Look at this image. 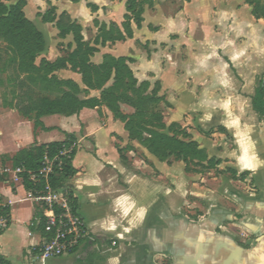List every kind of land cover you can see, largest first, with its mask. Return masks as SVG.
I'll return each mask as SVG.
<instances>
[{
  "label": "crops",
  "instance_id": "obj_1",
  "mask_svg": "<svg viewBox=\"0 0 264 264\" xmlns=\"http://www.w3.org/2000/svg\"><path fill=\"white\" fill-rule=\"evenodd\" d=\"M3 1L13 4L20 0ZM22 1L26 18L43 36L42 58L52 63L75 49L71 35L60 39L53 23L42 22L40 15L48 9L49 2L56 16L65 14L81 27L83 41L96 49L91 63L99 65L105 55L128 58V66L138 82H149L154 69L164 72L166 63L160 60L159 65L163 66L157 65V57L162 53L160 45L187 41L205 30H211L208 40L230 41L236 34L228 32V28L238 29L241 36L254 34L264 46V20L254 19L243 0H153L151 6L144 7L140 27L131 22L132 38L104 45L94 44L98 31L95 22L121 27L126 14L125 0ZM209 10L218 16L236 18L225 23L207 21L200 26V19H206ZM243 13H247L244 18ZM218 24L224 29L220 37L216 33ZM140 47L158 51L146 54ZM222 55L227 56V65L231 64L232 50L225 49ZM207 74L200 90L208 97L215 83L211 73ZM55 75L84 88L81 76L69 68ZM220 89L225 91L224 87ZM243 93L242 89L237 97L241 98ZM89 97L98 98L99 91H90ZM229 105L227 100L220 99L219 126L224 129L220 135L229 138V145L217 138L214 142L206 140L204 145L237 177L244 176L221 181L213 178L212 182H220L218 191H206L196 183L184 185L189 175L180 164L168 165L149 158L142 161L136 156L137 147L124 124L104 106L85 108L68 117H42L43 127L36 129L33 121L18 113L22 121H16L10 135L14 151L6 153L5 148L0 149V156L5 157L0 166L7 171L0 179V199L8 209V226L0 232V258L5 264H30L33 249L43 235L36 226H30L38 221L40 206L28 199L11 159L32 144L70 138L76 151L71 163L74 174L65 180L63 190L73 198L92 241H85L75 253L64 256L68 264H86L88 252L107 251L112 254L105 257L103 264H264V124L258 122L254 112L247 119L231 112ZM204 196L212 200L207 206L200 202ZM189 197L196 204L197 219L183 212Z\"/></svg>",
  "mask_w": 264,
  "mask_h": 264
},
{
  "label": "trees",
  "instance_id": "obj_2",
  "mask_svg": "<svg viewBox=\"0 0 264 264\" xmlns=\"http://www.w3.org/2000/svg\"><path fill=\"white\" fill-rule=\"evenodd\" d=\"M126 14L121 27L114 24L98 25L97 36L94 44L104 45L106 42L124 41L132 38L131 22L140 27L142 14L146 5L151 6L153 0H125ZM186 2L190 0H185ZM251 7L254 19L264 20V0H243ZM48 4V9L42 14L44 23H53L60 39L71 35L75 49L56 61L50 63L41 57L45 42L42 34L34 24L26 18L23 8L24 1L6 4L0 0V41L3 42L9 53V65L15 71L25 75L33 85L21 100L18 113L33 121L34 127H43L40 119L45 116L61 115L72 116L82 109H94L104 106L115 119L124 124L130 140L139 141L150 153L160 161H166L170 156L185 164L197 161H206L205 169L211 170L221 164L220 160L207 159L204 151L192 141H184L174 134L162 132L164 125L159 116L157 89H150L149 82H138L128 66L130 59L125 57L103 56L99 65L90 62V57L96 49L84 42L81 27L72 22L67 15L56 16L55 8ZM69 47H71L69 45ZM1 59V57H0ZM69 68L81 76V88L72 80H62L56 77L55 72ZM90 91H99V97H89ZM121 105L133 109L131 115L121 111ZM250 106L257 116L258 122L264 124V75L259 79L250 97ZM147 135L148 137H144ZM72 147L70 153L61 155L65 149ZM74 140L67 138L62 142H53L43 145L32 144L27 149H22L11 159L12 168H22L25 171H37L42 165L44 156L49 159L57 157L53 173L49 176V183L55 189H64L65 180L74 174L72 159L75 155ZM59 165V166H58ZM230 170V169H229ZM232 179L243 178L233 170L229 171ZM24 189L33 190V184L28 181L25 174L19 175ZM42 181L39 182V187ZM66 195L73 206L75 202L71 195ZM8 209L5 210V213ZM38 229L43 233V219L38 213ZM89 243L87 248H89ZM86 259H91L94 254L88 252Z\"/></svg>",
  "mask_w": 264,
  "mask_h": 264
},
{
  "label": "rangeland",
  "instance_id": "obj_3",
  "mask_svg": "<svg viewBox=\"0 0 264 264\" xmlns=\"http://www.w3.org/2000/svg\"><path fill=\"white\" fill-rule=\"evenodd\" d=\"M211 11L207 12L206 19H200V26L207 21L225 23L229 19L233 21L236 18V15L225 18ZM214 11L218 12L216 6ZM28 16L32 17V14L29 12ZM241 16L244 18L247 13H243ZM216 28L218 29L216 33L219 35L217 37H220L224 29L220 24ZM229 31L236 34L234 39L230 41L228 38L225 40L222 38L208 40L206 37L210 35L211 30L209 32L205 30L202 35L196 33L193 38L187 41H171L166 45H160L158 48L162 50V53L157 57V65L161 66L162 64L159 65V63L162 60L166 66L163 67L164 72L159 71L158 68L154 69L149 81L150 89L156 88L158 90L159 116L164 125L162 132L168 135L174 134L184 141L195 142L204 151L207 159L216 158L207 151V145H204L207 143L206 140L214 142L216 138L223 139L229 145V138L220 135L224 134V129L219 126V112L222 111L219 106L220 99H225L231 104L229 105L231 112L242 114L249 119V115L253 113L249 99L254 93L259 79L264 75V46H261L254 34L241 36L238 29L230 30L228 28ZM140 48L146 54L151 51H158V49L148 47ZM6 49V45L0 41V149L5 148L6 153H10L14 151L10 138L12 126L17 120L22 121L16 109L21 106V100L25 99L24 95L29 88L32 89L33 85L25 75L19 74L13 65H9L11 54L6 55ZM225 49L232 50L231 64L229 65L225 62V60L229 61L227 56L222 55V51ZM208 67H210L209 70ZM209 72L211 73L210 77L214 78L215 84L208 91L207 97L202 95L200 83L204 82ZM56 77L60 78L58 75ZM246 82L248 83L247 87ZM220 87H224L225 91L221 90ZM242 89L244 93L241 98H238L237 95H240ZM24 102L27 103V100L25 99ZM121 111L125 115L133 113V109L126 105L121 107ZM144 137L148 136L145 135ZM133 142L137 147L136 156L142 161L147 162V158H149L153 161L165 162L168 165H182L185 173L189 175L184 185L189 187L192 183H196L200 184L206 191L211 188L218 191L220 182H212L213 178H217L218 181L225 178L232 179L230 170L222 163L214 169L208 170L205 169L206 161L202 163L194 161L185 164L173 156H170L166 161H160L139 141L134 140ZM0 160L5 162V157L0 156ZM200 202L203 206H207L212 200L204 196ZM195 205V202L189 197L183 206V212L193 219H197L199 214ZM107 252L94 253L86 264H103L105 257L112 254ZM67 259L64 256L61 259H49L45 264H68L69 260L67 261Z\"/></svg>",
  "mask_w": 264,
  "mask_h": 264
},
{
  "label": "built area",
  "instance_id": "obj_4",
  "mask_svg": "<svg viewBox=\"0 0 264 264\" xmlns=\"http://www.w3.org/2000/svg\"><path fill=\"white\" fill-rule=\"evenodd\" d=\"M71 149L72 147L65 149L61 155L70 153ZM56 161H58L57 157L49 159L44 156L42 165L37 171H25L22 168L13 169L19 179V175L25 174L28 181L33 184V190L28 191V199L40 206L41 218L44 223L40 244L36 249H33L30 264H45L49 259L73 254L85 241H92L65 191L55 189L49 183L48 179L53 173ZM5 173H7L6 169L0 166V179ZM40 181L42 183L39 187ZM6 209L7 205L0 199V232L8 226ZM39 221L31 223L30 226L38 228ZM114 245L115 243L112 242L111 246ZM0 264H5L1 258Z\"/></svg>",
  "mask_w": 264,
  "mask_h": 264
}]
</instances>
